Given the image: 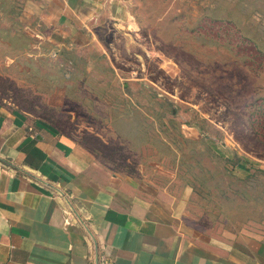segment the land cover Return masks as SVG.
<instances>
[{
    "label": "rangeland",
    "instance_id": "1",
    "mask_svg": "<svg viewBox=\"0 0 264 264\" xmlns=\"http://www.w3.org/2000/svg\"><path fill=\"white\" fill-rule=\"evenodd\" d=\"M112 1L61 39L54 2L0 0V98L188 238L264 240V0Z\"/></svg>",
    "mask_w": 264,
    "mask_h": 264
},
{
    "label": "crops",
    "instance_id": "2",
    "mask_svg": "<svg viewBox=\"0 0 264 264\" xmlns=\"http://www.w3.org/2000/svg\"><path fill=\"white\" fill-rule=\"evenodd\" d=\"M44 1L54 6L41 22L59 26L61 39L89 37L113 5ZM91 164L69 134L0 98V264H264V240L188 238L177 217L120 190L117 176H90Z\"/></svg>",
    "mask_w": 264,
    "mask_h": 264
},
{
    "label": "trees",
    "instance_id": "3",
    "mask_svg": "<svg viewBox=\"0 0 264 264\" xmlns=\"http://www.w3.org/2000/svg\"><path fill=\"white\" fill-rule=\"evenodd\" d=\"M243 168V167H242Z\"/></svg>",
    "mask_w": 264,
    "mask_h": 264
}]
</instances>
